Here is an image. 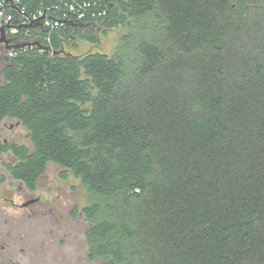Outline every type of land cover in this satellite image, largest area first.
<instances>
[{
  "label": "trees",
  "instance_id": "obj_1",
  "mask_svg": "<svg viewBox=\"0 0 264 264\" xmlns=\"http://www.w3.org/2000/svg\"><path fill=\"white\" fill-rule=\"evenodd\" d=\"M119 26L112 55L65 52ZM45 36L31 25L20 43L38 44L4 48L0 122L33 149L0 153L30 190L50 162L81 180L89 258L264 264V0H110L107 18Z\"/></svg>",
  "mask_w": 264,
  "mask_h": 264
},
{
  "label": "rangeland",
  "instance_id": "obj_2",
  "mask_svg": "<svg viewBox=\"0 0 264 264\" xmlns=\"http://www.w3.org/2000/svg\"><path fill=\"white\" fill-rule=\"evenodd\" d=\"M129 30L119 26L98 29V41L75 39L65 52L84 55L103 52L112 55ZM5 53L0 47V81ZM18 143L33 149L30 133L16 119L0 124V142ZM16 162L11 153L0 154V256L16 255L15 264H101L88 256L85 232L89 222L82 213L88 194L81 180L50 162L37 188L10 178L5 162ZM29 201V203H27ZM27 203V204H26Z\"/></svg>",
  "mask_w": 264,
  "mask_h": 264
},
{
  "label": "built area",
  "instance_id": "obj_3",
  "mask_svg": "<svg viewBox=\"0 0 264 264\" xmlns=\"http://www.w3.org/2000/svg\"><path fill=\"white\" fill-rule=\"evenodd\" d=\"M109 7L110 0H54L47 7L31 10V0H0V35L4 27L11 43H20L21 29L34 25L46 32L45 38L50 41L53 32L69 24H92L107 18ZM25 34L31 36L29 31ZM40 36L37 32L36 37Z\"/></svg>",
  "mask_w": 264,
  "mask_h": 264
},
{
  "label": "flooded vegetation",
  "instance_id": "obj_4",
  "mask_svg": "<svg viewBox=\"0 0 264 264\" xmlns=\"http://www.w3.org/2000/svg\"><path fill=\"white\" fill-rule=\"evenodd\" d=\"M0 47L1 48H5L6 50H9V49H7L6 48V46H5V44H0ZM6 120V119H5ZM5 120H3L2 122H4ZM2 122H0V124L2 123ZM20 122V121H19ZM4 143H9V142H7V140H5L4 141ZM4 153H11L13 156H15L12 152H10V151H8V152H1L0 154H4ZM16 158V157H15ZM17 158H16V162L15 163H12V162H9V161H7V162H5L4 163V169L9 173V176H10V178H12V179H14V180H16L13 176H12V174L10 173V171H9V169H8V165L9 164H13V165H15L16 163H17ZM16 181H18V180H16ZM20 182H22V181H20ZM23 183V182H22ZM27 203H29V201L27 202ZM26 203V204H27ZM15 263H17V259H16V255H14V254H12V253H10V254H4L3 252L1 253V256H0V264H15Z\"/></svg>",
  "mask_w": 264,
  "mask_h": 264
},
{
  "label": "water",
  "instance_id": "obj_5",
  "mask_svg": "<svg viewBox=\"0 0 264 264\" xmlns=\"http://www.w3.org/2000/svg\"><path fill=\"white\" fill-rule=\"evenodd\" d=\"M0 44H5L6 48L9 50H14L17 48H25L38 44V42H26V43H11L10 39L6 36V30L4 27L1 28Z\"/></svg>",
  "mask_w": 264,
  "mask_h": 264
}]
</instances>
